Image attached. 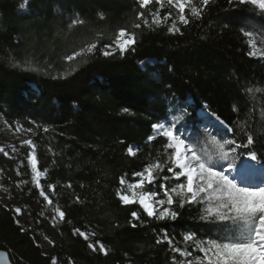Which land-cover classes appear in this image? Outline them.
<instances>
[{
    "label": "trees",
    "instance_id": "obj_1",
    "mask_svg": "<svg viewBox=\"0 0 264 264\" xmlns=\"http://www.w3.org/2000/svg\"><path fill=\"white\" fill-rule=\"evenodd\" d=\"M193 3L200 6L198 0ZM158 7L152 0L143 9L150 23ZM141 10L137 0H0V119L13 129H32L37 164L45 174L42 188L52 200L49 205L32 180L30 148L17 142L0 151L4 195L21 209L16 216L0 200V249L9 251L14 264H171L168 245L156 243L164 230L179 247L189 230L201 239L215 238L211 226L196 219V206L180 209L177 221L156 220L117 196L121 177L134 183L139 178L134 172L166 158L167 141L154 134L153 124L182 118L180 130L203 142L209 131L223 132L202 127L204 112L236 130L235 136L217 139L242 143L238 122L247 121L257 141L255 163H264V93L253 98L245 91L264 88V58L247 55L240 33L250 13L214 0L200 19L186 8L190 22H177L179 32L170 33L177 10L167 0L160 16H172L159 27L144 26L137 18ZM73 20L83 23L73 25ZM135 23L141 28L134 29ZM121 28L137 33L135 51L103 56L100 50ZM97 41L94 55L64 60ZM10 56L30 64L14 69ZM140 61L148 63L142 68ZM65 71L67 78H55ZM129 146L139 149L136 156L128 155ZM245 158L238 155L236 166ZM160 175L170 173L165 168ZM55 208L65 212V219L53 224ZM132 211L139 220L132 219ZM73 229L89 234V240ZM96 241L105 245L107 255L88 247Z\"/></svg>",
    "mask_w": 264,
    "mask_h": 264
},
{
    "label": "snow or ice",
    "instance_id": "obj_2",
    "mask_svg": "<svg viewBox=\"0 0 264 264\" xmlns=\"http://www.w3.org/2000/svg\"><path fill=\"white\" fill-rule=\"evenodd\" d=\"M152 0H137L141 11L137 18L142 20L144 26L152 28L161 26L168 22L172 13H167L164 17L160 16V9L165 6V0H156L159 6L155 12H151V23L145 17V9ZM197 7L193 0H167L169 6H174L177 10V18L172 20L168 31L179 32L177 22L187 25L190 21L185 15L186 8L190 15L195 19L202 18L204 12L210 3L214 0H198ZM229 8L233 11L245 10L250 13L245 18L246 27L240 28V33L246 38L249 48L247 55L249 57L264 58V0H227ZM102 15V14H101ZM257 19L262 23L257 26L253 23ZM82 20H73L72 24H82ZM134 29H140L141 23H135ZM137 43V33L121 28L117 31L112 43L105 44L100 50L101 54L109 57L119 53L123 56L129 50L135 51ZM97 42L89 43L70 55L64 56L67 62H73L78 57L94 55L97 50ZM148 63L140 61L141 67ZM30 61L9 57V66L16 69L24 65H29ZM49 67H51L49 65ZM32 71H39L38 68H32ZM76 69H72L75 71ZM70 73L65 71L58 73L56 79L67 78ZM248 94L255 97L256 93H264V88L248 87L245 89ZM233 110L238 113L239 109L234 105ZM123 111L127 112L128 109ZM186 115V110H185ZM182 118L173 116L159 124H153L152 129L155 135L166 139L164 148L166 158L163 163L157 159L154 163H149L139 172H134V177H139L135 183H129L120 178L121 188L117 190V196L124 205L138 204L147 217L156 220L177 221L180 218V209L185 206L191 208L196 206L199 215L196 219L203 221L211 226L215 238L201 239L194 231H187L182 235L183 247L176 246L174 237L169 236L164 230L157 244L166 243L171 255V264H264V179L259 183H252L248 180L244 171L250 165L245 163L240 171L237 170L236 158L238 155H246L249 161H258L257 151L253 150L256 146V139L253 133L248 131L247 121L238 122V130L243 133V142L237 143L236 139H217V136H227L231 133L236 135V130L227 126L224 121L216 118L217 124L223 128V132L213 129L208 132L207 137L202 142L199 136L182 132L178 127ZM34 123V122H33ZM24 130L22 126L17 125L16 131ZM27 132H32L29 128ZM47 132L48 128L45 127ZM149 141L154 139L148 138ZM21 146L31 149L28 159L31 162L33 172L32 180L36 187H40V175L37 171V160L35 156L36 145L31 139L21 142ZM241 149V152H237ZM16 149L13 148V151ZM137 148L133 146L127 148L130 156H136ZM2 151V149H0ZM261 155H264L262 149ZM7 155V153H5ZM226 162V166H225ZM259 162V161H258ZM264 167V163L261 164ZM167 168L170 175L160 174ZM232 173H237L233 176ZM19 175V172H17ZM183 178V179H181ZM239 178V182H238ZM157 181H161L157 184ZM26 183V181L24 182ZM145 185H154L152 191H144ZM71 187V185H68ZM49 188L55 191V185H49ZM129 194H124L125 192ZM40 196L44 198L49 205L52 200L43 188L40 189ZM162 197V198H158ZM79 202V197L76 198ZM17 214L20 209L14 210ZM133 220H139L140 215L137 211L131 212ZM65 212L59 208L55 209L52 222L64 221ZM19 225V221L16 222ZM135 227V225H132ZM21 231L25 229L21 228ZM73 234L89 240V234L81 232L80 229H73ZM95 236V233H91ZM88 247L93 251H100L104 255L108 250L103 243L96 241L89 243ZM191 249V251L189 250ZM193 253H196L195 255ZM177 254L180 259L177 260Z\"/></svg>",
    "mask_w": 264,
    "mask_h": 264
},
{
    "label": "rangeland",
    "instance_id": "obj_3",
    "mask_svg": "<svg viewBox=\"0 0 264 264\" xmlns=\"http://www.w3.org/2000/svg\"><path fill=\"white\" fill-rule=\"evenodd\" d=\"M200 115L203 118V125H202L203 128L208 129V128H210L209 126H213L214 128H218L219 130L222 129L221 126L219 124H217L216 119H214V118L210 119L208 117L207 113L200 112ZM208 120H209V123H207ZM28 139H30L29 132L24 131V130L16 131V129L11 128L2 119H0V149H2V151L7 152V150L8 149H12L13 145H15L17 142L21 143L22 141L28 140ZM246 159H244L243 162L240 165L237 166V170L238 171H240L242 169V166L245 164ZM29 162H30V160H29ZM248 165H250V167H248L244 171L248 172V170H251L252 173H254V175L252 173L250 175H248L250 178H253V180L248 179L250 182L259 183L262 179H264L263 170H262V167L260 165L256 164L255 162H250ZM30 166H31V162H30ZM37 171L41 173L40 178H39L40 179V187H39V189H41L42 188L41 182H42L45 174H44V172L42 170L39 169L38 164H37ZM32 174H33V172H32ZM232 175L233 176H237V173H232ZM248 176H247V178H248ZM181 179H183V178H181ZM238 182H239V178H238ZM147 186L148 185H145L144 191H147L146 190ZM124 194L131 195V193L127 192V191ZM0 200L6 206L11 207L13 210H15L16 208L20 209V207L17 204L12 203L10 201L9 197L4 195V188H3V185L1 183V174H0ZM15 214H16V216H18V215L21 214V211H20L19 214H17L16 212H15ZM41 245L44 248H46V246H47L45 243H42ZM193 254L195 255L196 253H193Z\"/></svg>",
    "mask_w": 264,
    "mask_h": 264
},
{
    "label": "water",
    "instance_id": "obj_4",
    "mask_svg": "<svg viewBox=\"0 0 264 264\" xmlns=\"http://www.w3.org/2000/svg\"><path fill=\"white\" fill-rule=\"evenodd\" d=\"M0 264H14L11 260L9 251L0 249Z\"/></svg>",
    "mask_w": 264,
    "mask_h": 264
},
{
    "label": "bare ground",
    "instance_id": "obj_5",
    "mask_svg": "<svg viewBox=\"0 0 264 264\" xmlns=\"http://www.w3.org/2000/svg\"><path fill=\"white\" fill-rule=\"evenodd\" d=\"M250 162H255V161H249L248 158H247L245 163L249 164ZM246 173H247V176H248V175H250L252 173V171L248 170V172H246ZM252 174L254 175V173H252ZM248 179L253 180V178H250L249 176H248Z\"/></svg>",
    "mask_w": 264,
    "mask_h": 264
}]
</instances>
